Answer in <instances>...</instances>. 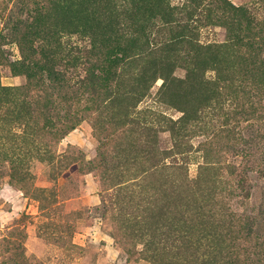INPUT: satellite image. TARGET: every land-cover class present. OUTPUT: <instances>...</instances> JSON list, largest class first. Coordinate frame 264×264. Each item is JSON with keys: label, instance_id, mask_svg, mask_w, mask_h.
<instances>
[{"label": "rangeland", "instance_id": "rangeland-1", "mask_svg": "<svg viewBox=\"0 0 264 264\" xmlns=\"http://www.w3.org/2000/svg\"><path fill=\"white\" fill-rule=\"evenodd\" d=\"M0 264H264V0H0Z\"/></svg>", "mask_w": 264, "mask_h": 264}]
</instances>
